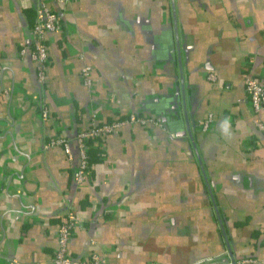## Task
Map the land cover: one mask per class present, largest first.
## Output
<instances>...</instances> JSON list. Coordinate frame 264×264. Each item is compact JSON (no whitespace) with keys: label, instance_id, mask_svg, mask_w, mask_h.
Segmentation results:
<instances>
[{"label":"crops","instance_id":"obj_1","mask_svg":"<svg viewBox=\"0 0 264 264\" xmlns=\"http://www.w3.org/2000/svg\"><path fill=\"white\" fill-rule=\"evenodd\" d=\"M38 5L0 0V264H53L71 208L75 259L264 264V131L243 83L264 84V0H49L60 19L43 85L20 53ZM131 112L158 124L90 140L98 155L76 184V133ZM55 137L69 156L45 146Z\"/></svg>","mask_w":264,"mask_h":264},{"label":"built area","instance_id":"obj_2","mask_svg":"<svg viewBox=\"0 0 264 264\" xmlns=\"http://www.w3.org/2000/svg\"><path fill=\"white\" fill-rule=\"evenodd\" d=\"M56 3H61L63 0H52ZM60 13L49 7V0H39V5L36 7V19L32 26V41L31 45L22 47L20 53L29 51L31 60L34 62L36 70V80L40 85L45 81V67L47 61V37L53 32L59 23ZM91 66L84 64L81 66L79 77L83 85L87 88L92 86ZM208 79L214 80L215 76L212 72L207 75ZM245 97L252 110L251 117L256 126L264 131V123L259 117L260 110L264 109V84L253 73H248L243 76ZM43 117L47 116L46 109L42 110ZM93 119V118H92ZM211 121V116H208L202 127L206 129ZM124 123H138L144 126L150 124H158V120L147 115H137L135 112L129 113L124 118H115L111 121L96 122L94 119L90 122V126L85 130H80L74 137V142L79 152V163L73 173V179L76 184L81 183L86 179L88 170V153L89 141L95 137H101L105 134L115 131ZM61 145L65 153L70 155V141L65 137H55L50 139L45 146ZM81 218L73 215L70 209L66 212V217L57 228V248L52 257L53 264H105L101 256L91 254L88 258H72L68 253V242L71 234V228L81 224ZM211 258H202L191 262L190 264H209Z\"/></svg>","mask_w":264,"mask_h":264},{"label":"rangeland","instance_id":"obj_3","mask_svg":"<svg viewBox=\"0 0 264 264\" xmlns=\"http://www.w3.org/2000/svg\"><path fill=\"white\" fill-rule=\"evenodd\" d=\"M45 118V117H44ZM123 125H128V124H126V123H124ZM122 127V126H121ZM120 128V127H119ZM87 129V128H86ZM117 130V129H116ZM115 130V131H116ZM114 132V131H113ZM110 133H112V132H110ZM109 134V133H108ZM106 135V134H105ZM66 138V137H65ZM79 153V152H78ZM71 213L73 214V215H76L75 214V211H74V209L73 208H71ZM76 216H78V215H76ZM69 253V252H68ZM91 254H94V255H96V256H101L103 259H104V257L102 256V254H100L99 252H98V250H91L90 252H89V254H88V256H86V257H83V258H88ZM70 255V254H69ZM71 256V255H70ZM72 257V256H71ZM73 258V257H72ZM82 258V259H83Z\"/></svg>","mask_w":264,"mask_h":264},{"label":"trees","instance_id":"obj_4","mask_svg":"<svg viewBox=\"0 0 264 264\" xmlns=\"http://www.w3.org/2000/svg\"><path fill=\"white\" fill-rule=\"evenodd\" d=\"M97 138H99V137H95L94 139H97ZM94 139H93V140H94ZM91 140H92V139H91ZM93 140H92V141H93ZM92 141H91V142H92ZM88 149H89V148H88ZM92 151L95 153L94 156H96V158H97V155H98V154H96V153H97L99 150H95L94 148H90L89 150H87V153H88V161H89V160L92 161V159H93V157H94L93 155H91ZM89 155H90V156H89Z\"/></svg>","mask_w":264,"mask_h":264}]
</instances>
